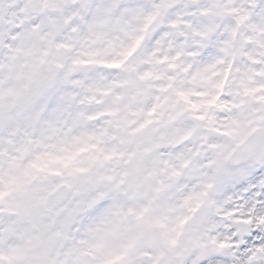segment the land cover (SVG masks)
I'll use <instances>...</instances> for the list:
<instances>
[{
    "label": "snow or ice",
    "instance_id": "1",
    "mask_svg": "<svg viewBox=\"0 0 264 264\" xmlns=\"http://www.w3.org/2000/svg\"><path fill=\"white\" fill-rule=\"evenodd\" d=\"M0 264H264V0H0Z\"/></svg>",
    "mask_w": 264,
    "mask_h": 264
}]
</instances>
